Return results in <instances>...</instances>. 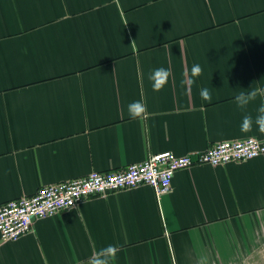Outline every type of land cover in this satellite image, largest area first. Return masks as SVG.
Instances as JSON below:
<instances>
[{
    "label": "crops",
    "instance_id": "crops-1",
    "mask_svg": "<svg viewBox=\"0 0 264 264\" xmlns=\"http://www.w3.org/2000/svg\"><path fill=\"white\" fill-rule=\"evenodd\" d=\"M161 67L172 75L155 92ZM256 88L264 0H0V203L153 153L264 139L240 130L264 98L235 103ZM135 101L142 118L129 116ZM30 230L0 235V264H88L108 245L112 264H264V158L182 168L160 196H93Z\"/></svg>",
    "mask_w": 264,
    "mask_h": 264
},
{
    "label": "built area",
    "instance_id": "built-area-1",
    "mask_svg": "<svg viewBox=\"0 0 264 264\" xmlns=\"http://www.w3.org/2000/svg\"><path fill=\"white\" fill-rule=\"evenodd\" d=\"M264 158V139L251 136L227 139L203 151L178 155L167 150L151 154L141 162L119 170L93 171L86 175L45 185L30 195L0 203V235L3 240H17L31 231L33 221L76 207L97 195L147 185L160 196L172 188L179 169L196 164L223 165Z\"/></svg>",
    "mask_w": 264,
    "mask_h": 264
},
{
    "label": "clouds",
    "instance_id": "clouds-1",
    "mask_svg": "<svg viewBox=\"0 0 264 264\" xmlns=\"http://www.w3.org/2000/svg\"><path fill=\"white\" fill-rule=\"evenodd\" d=\"M134 42V41H133ZM132 42V43H133ZM131 43V44H132ZM203 69L199 64H194L191 68V75L189 77V83L193 82L191 78L199 77L202 74ZM171 71L166 68H157L150 75L149 80L152 82V88L155 92L163 90L168 83ZM188 76V73H185ZM201 99L211 102L212 96L207 88L201 89ZM260 96L264 98V89L256 88L247 93L241 92L235 97V103L241 110L245 109L251 102L255 101ZM128 113L132 119L142 118L147 113V107L140 101L132 102L128 105ZM256 126L261 133H264V103L258 109V115L253 119L251 115H245L242 119L240 130L243 133L251 132L253 126ZM119 249L116 246L108 245L94 252L89 259L88 264H112L115 260Z\"/></svg>",
    "mask_w": 264,
    "mask_h": 264
}]
</instances>
